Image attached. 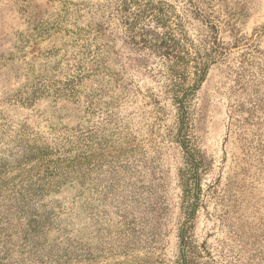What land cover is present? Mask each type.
<instances>
[{"label":"rangeland","instance_id":"374dc122","mask_svg":"<svg viewBox=\"0 0 264 264\" xmlns=\"http://www.w3.org/2000/svg\"><path fill=\"white\" fill-rule=\"evenodd\" d=\"M168 1L180 92L110 0H0V264H178L188 226L195 264H264V0Z\"/></svg>","mask_w":264,"mask_h":264},{"label":"trees","instance_id":"16d2710c","mask_svg":"<svg viewBox=\"0 0 264 264\" xmlns=\"http://www.w3.org/2000/svg\"><path fill=\"white\" fill-rule=\"evenodd\" d=\"M106 10L112 31L116 27L124 40L136 51L137 49L145 51L148 55L161 60L162 65L169 72L170 79L177 83L174 85L176 92L181 91L180 87L189 74L198 76L199 81L203 78L206 67L201 68L196 63L197 57L193 55L192 44L186 38L182 17L168 0H110ZM151 26L161 32L153 30ZM191 63L193 66L190 65ZM194 85L187 89H191ZM182 146L188 156V168L192 177L190 188L194 190L197 186L198 189L200 171L197 168L195 150L191 148L188 139H185ZM188 193L194 198L197 195V191L194 193L188 191ZM193 214L190 208L186 222ZM189 229L190 226L183 227L180 231L181 251L178 264H195L190 247Z\"/></svg>","mask_w":264,"mask_h":264}]
</instances>
